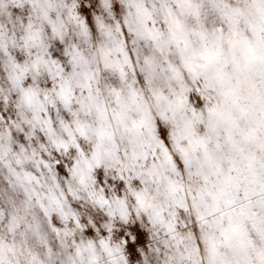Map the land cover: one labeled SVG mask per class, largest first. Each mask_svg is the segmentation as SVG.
Returning a JSON list of instances; mask_svg holds the SVG:
<instances>
[{
  "label": "snow or ice",
  "instance_id": "snow-or-ice-1",
  "mask_svg": "<svg viewBox=\"0 0 264 264\" xmlns=\"http://www.w3.org/2000/svg\"><path fill=\"white\" fill-rule=\"evenodd\" d=\"M0 264H264V0H0Z\"/></svg>",
  "mask_w": 264,
  "mask_h": 264
}]
</instances>
